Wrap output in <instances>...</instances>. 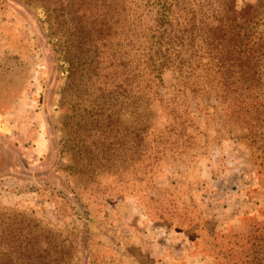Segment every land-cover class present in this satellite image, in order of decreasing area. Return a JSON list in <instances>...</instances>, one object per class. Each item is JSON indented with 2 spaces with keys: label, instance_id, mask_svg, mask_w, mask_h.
Segmentation results:
<instances>
[{
  "label": "rangeland",
  "instance_id": "374dc122",
  "mask_svg": "<svg viewBox=\"0 0 264 264\" xmlns=\"http://www.w3.org/2000/svg\"><path fill=\"white\" fill-rule=\"evenodd\" d=\"M151 1L0 0V264H264V55L235 124L214 91L187 95L190 151L160 136L165 67L138 142L136 21H154ZM237 3L256 4L264 51V0Z\"/></svg>",
  "mask_w": 264,
  "mask_h": 264
},
{
  "label": "trees",
  "instance_id": "16d2710c",
  "mask_svg": "<svg viewBox=\"0 0 264 264\" xmlns=\"http://www.w3.org/2000/svg\"><path fill=\"white\" fill-rule=\"evenodd\" d=\"M151 2L156 8L154 21H136L141 31L135 35V107L131 131L136 132L139 142L152 130L141 98L150 93L159 94L158 88L164 84V69L170 67L177 81L172 90L160 97L167 110V124L160 136H174L178 147L190 151L197 145L198 132L187 98L189 93L197 97L214 91L223 105L226 123L233 120V124L247 112V101L259 98L257 89L262 73L255 62L264 51L260 52L259 48L263 46L261 38L251 35L256 4L239 6L237 0ZM141 10L139 5L136 12L140 19L145 16ZM122 64L126 67L123 59ZM124 83L119 87L127 91ZM25 248L30 251V247ZM5 264H40V261L32 257L26 262L10 260Z\"/></svg>",
  "mask_w": 264,
  "mask_h": 264
}]
</instances>
